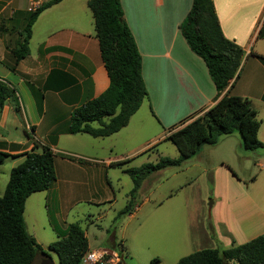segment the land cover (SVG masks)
I'll return each instance as SVG.
<instances>
[{
	"label": "crops",
	"instance_id": "obj_1",
	"mask_svg": "<svg viewBox=\"0 0 264 264\" xmlns=\"http://www.w3.org/2000/svg\"><path fill=\"white\" fill-rule=\"evenodd\" d=\"M22 1L25 4H18L10 10L7 18L8 22L13 21L17 36L13 40L6 33L0 36V79L8 81L15 88L16 102L20 108L18 112L15 111L12 100H7L1 108L0 150L16 155L29 151L34 145H37L36 151H40L44 145L51 149L54 156L56 153H67L77 159L63 157L67 159L63 161V167L70 174L67 171L61 175L54 157L55 181L47 190L32 193L26 199L25 206L31 208L29 214L34 235L39 225V212L42 217L47 214V222L52 230L53 223L65 228L75 221L67 219L68 215L61 211V206L76 201L83 191L99 195L101 188H112L107 181L104 186L92 182L94 167H111L117 161L135 158L138 154H145L148 158L149 152L157 154L155 162L160 157L176 158V148L169 153L159 152L161 145L167 142L165 136L205 112L225 93L232 94L239 81L243 82L242 86L247 92L240 91L234 95L248 98L257 111L261 121L258 139L263 144L264 152V139L261 138V135L264 136V118L260 116L259 109L264 108V34L258 36L260 28H264V0H212L222 33L244 50L238 76L233 85L222 92L216 90L204 61L190 50L179 29L192 0H120L124 20L141 56L147 96L125 127L110 136H91V141H86L84 133H65L72 110L97 97L109 84L95 37L92 13L87 6L88 0H61L44 9L32 24L28 55L15 62L11 51L19 39L18 31L25 24L24 11L33 0ZM11 2L0 4V15ZM250 88L258 91L252 92ZM93 126H97V123H93ZM146 128L150 129L147 135L149 139L129 148L134 132L137 134ZM66 135L83 139L87 144H76L70 150H64L60 138ZM127 138L128 146L115 157V152ZM218 148L219 154L216 153ZM239 149H242L240 136L233 133L222 137L215 146L203 145L198 153L180 165L167 166L151 173L142 181L136 197H142L152 174L160 175L172 167V179L182 178L180 174L183 171L190 175H185L184 183L179 187L173 182L170 190L151 204L144 214L154 213L164 221L163 217H175L182 209L186 215V237L189 242H194L195 251L204 248L225 249L230 247L232 241L241 244L263 234L264 159H253L258 170L249 173L247 178L241 177L235 170L241 157ZM10 158L12 161L6 170L7 181L11 168L22 160V157ZM194 183L203 187L202 198L198 196L179 208L177 202H172L177 188ZM209 196L211 200L207 207L204 200ZM114 200L104 199L112 204ZM145 202H149L147 197L142 199L140 205L134 204L132 211L126 215L133 216L141 211ZM51 203L55 204L53 213L48 209ZM40 208H45V212ZM109 239L116 241L114 236ZM119 240V246L123 247L120 251L121 263L125 264V244L122 239ZM41 258V255L38 256L33 264H40Z\"/></svg>",
	"mask_w": 264,
	"mask_h": 264
},
{
	"label": "trees",
	"instance_id": "obj_2",
	"mask_svg": "<svg viewBox=\"0 0 264 264\" xmlns=\"http://www.w3.org/2000/svg\"><path fill=\"white\" fill-rule=\"evenodd\" d=\"M61 0H46L29 12L25 24L18 31L11 53L15 62L28 55L31 27L37 16ZM94 22L95 37L109 84L97 97L74 108L65 133H85L92 137H106L125 127L147 96L142 78L141 56L126 24L120 0H88ZM179 29L190 50L205 63L218 92L232 86L244 59V50L224 36L212 0H192L191 7ZM264 34L260 28L258 36ZM233 81V82H232ZM15 88L0 79V111L7 100L19 111ZM107 119V120H106ZM97 123V126H93ZM261 121L250 100L225 93L205 112L178 129L171 130L164 140L178 151L176 158L160 157L156 162H145L124 171L132 181L128 203L117 215L129 214L142 181L151 173L167 166H177L200 151L203 145L215 146L224 136L238 133L242 148H263L258 139ZM11 155L0 150V165L6 157H22L11 168L8 181L0 197V264H33L38 256L49 255L26 229L24 207L26 199L35 192L47 190L55 181L54 153L48 146L36 151ZM132 159V158H131ZM130 159L117 161L113 166ZM55 241L47 249L57 255L58 264H82L88 250L85 232L77 222L61 228L55 223ZM120 245V244H119ZM121 247V246H120ZM123 247L121 248V250ZM156 260H152L154 262ZM264 264V233L244 243L232 241L230 247L204 248L185 255L175 264Z\"/></svg>",
	"mask_w": 264,
	"mask_h": 264
},
{
	"label": "rangeland",
	"instance_id": "obj_3",
	"mask_svg": "<svg viewBox=\"0 0 264 264\" xmlns=\"http://www.w3.org/2000/svg\"><path fill=\"white\" fill-rule=\"evenodd\" d=\"M7 1L10 2L11 0H0V4H6ZM42 1L44 0L37 1V6L40 5ZM35 2L36 0H33L27 5V10L24 11L23 15L25 16L24 19H26L29 12L37 7L33 5ZM18 4L23 6L25 3L22 0H12L10 5H8L3 11L2 15H0V18L3 19V24L0 23V36L1 34L6 33L11 40L17 36L14 31L16 27L12 25L13 21L8 22L7 18L9 17L10 10L19 6ZM31 5L33 6L32 10H29V6ZM2 28H5L6 31H3ZM242 83V81H239L238 85L232 89L231 93L236 94L240 91L247 92L242 86ZM250 90L252 92L258 91L254 88H250ZM144 107H146V105ZM259 109L260 116L264 118V108ZM140 112L141 114L143 113L142 110ZM147 129L148 128L142 129L137 132V134L134 132V135L130 138L129 148H134L143 141H146V139H149L147 138V135L149 134L150 129ZM83 136H85L84 138L86 141L93 140L90 135L85 134ZM261 138L264 139V136L261 135ZM128 140V138L124 140L123 146H120V149L115 152V157H118L123 153L121 151H124L123 149L128 146ZM76 144L84 145L87 144V142H83V139H79L78 137L75 138L68 135L60 138V145L64 150L68 151ZM171 149L175 150V146L170 141H167L161 145L159 152L169 153ZM239 150L241 151V157L236 163L235 170L239 176L247 178L249 173H254L258 170L253 164V159H264V152L262 149L247 150L242 148ZM216 153L219 154V148L216 149ZM148 155V158H146L147 156L145 154H138L135 158H132L127 163L119 166H111L107 168L94 167V174L91 175L92 182L104 186L107 181L108 184H112V190L101 188L99 195H95L92 191H83L82 194H79L80 198L76 201L71 204L65 203V207L61 206V211L68 215L67 219L69 221H75L82 227L86 233L88 244L91 247L90 250L97 247H110L112 250L120 252L122 247L119 246V244H121L119 239H122L126 250V254L124 255L125 264H175L179 258L195 251L194 242H189L186 237V215L182 209H179L178 214L175 215V217L166 216L163 217L164 221H161L154 213L150 214L149 212H146L144 214V212L147 208L152 206L151 204L155 203L164 195V193H167L170 190V186L173 182L177 185L176 187H179L178 185H183L185 175L189 176V173L183 171L181 173L182 175L180 174L182 178L176 177L172 179L170 174L174 169L171 167L168 171H165V173H161L160 175L155 176L152 174L148 179L149 183L142 197H136L134 204L140 205L144 197H147L149 202H145L141 206V211H137L133 216L121 215L118 217L117 215L118 211L128 203L129 199L127 200V196L129 190L132 188V181L124 169L128 167H138L145 162H155L157 154L155 152H149ZM54 157L57 171L61 175H64V173L68 171L63 167V161L66 162L65 160L67 159L77 160L71 154L67 153H56ZM63 157L67 159L64 160ZM11 161L12 159L10 157H6L2 163L3 165L0 166V197L3 193L4 185L7 182L8 172L6 170ZM67 173L70 174V171ZM74 173L75 172H72V174ZM203 192V187L199 183L185 186L182 189L177 188L175 192L176 195L172 198V202H177V205L180 208L181 204L193 201L198 196L202 198ZM70 198L75 199L74 197ZM112 198L115 199L113 204L110 203L111 201H104V199ZM210 200V196L207 200H204L207 207L209 206ZM48 209L50 213H53L55 204H49ZM25 210L23 216L25 217L26 215L24 220L27 225L26 229L28 233L32 235L37 243L47 251L54 264H58L56 253L47 249L48 245L56 239L55 233L48 225L47 214L42 217L38 211L39 225L37 226V231L34 235V233L31 232V220L29 214L31 208L29 205L27 207L25 206ZM40 210L45 212V208H40ZM142 215H144V217L141 220ZM161 222L163 226L161 225ZM110 236L116 237V241L111 242L109 239ZM152 260L157 261L152 262ZM106 264L123 263L119 261L117 263Z\"/></svg>",
	"mask_w": 264,
	"mask_h": 264
},
{
	"label": "built area",
	"instance_id": "obj_4",
	"mask_svg": "<svg viewBox=\"0 0 264 264\" xmlns=\"http://www.w3.org/2000/svg\"><path fill=\"white\" fill-rule=\"evenodd\" d=\"M33 5L37 6V2H35ZM32 7V5L29 6V10H32ZM119 261H121V255L119 251H114L111 248L97 247L95 249H88L86 251L82 264H106L117 263Z\"/></svg>",
	"mask_w": 264,
	"mask_h": 264
},
{
	"label": "water",
	"instance_id": "obj_5",
	"mask_svg": "<svg viewBox=\"0 0 264 264\" xmlns=\"http://www.w3.org/2000/svg\"><path fill=\"white\" fill-rule=\"evenodd\" d=\"M40 264H54V262L52 261L50 256L47 255V256H44V257L41 258Z\"/></svg>",
	"mask_w": 264,
	"mask_h": 264
}]
</instances>
